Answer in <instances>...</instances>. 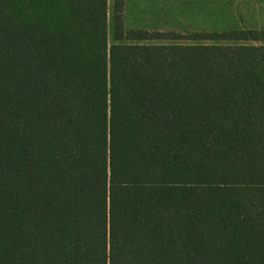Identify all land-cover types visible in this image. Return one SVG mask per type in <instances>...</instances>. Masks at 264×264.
I'll return each mask as SVG.
<instances>
[{
	"label": "trees",
	"instance_id": "1",
	"mask_svg": "<svg viewBox=\"0 0 264 264\" xmlns=\"http://www.w3.org/2000/svg\"><path fill=\"white\" fill-rule=\"evenodd\" d=\"M123 8L0 0V264H264V45Z\"/></svg>",
	"mask_w": 264,
	"mask_h": 264
},
{
	"label": "rangeland",
	"instance_id": "2",
	"mask_svg": "<svg viewBox=\"0 0 264 264\" xmlns=\"http://www.w3.org/2000/svg\"><path fill=\"white\" fill-rule=\"evenodd\" d=\"M125 27L177 34L152 44L264 45V41L192 40L193 34L264 30V0H128ZM113 0H107V39H113Z\"/></svg>",
	"mask_w": 264,
	"mask_h": 264
},
{
	"label": "crops",
	"instance_id": "3",
	"mask_svg": "<svg viewBox=\"0 0 264 264\" xmlns=\"http://www.w3.org/2000/svg\"><path fill=\"white\" fill-rule=\"evenodd\" d=\"M128 0H124V8H123V12H124V9H125V2H127ZM123 23H124V27L126 25V22L124 21V14H123ZM126 30H145V31H148L146 29H141V27H136V29H132V28H127L125 27ZM150 32V31H148ZM157 32V31H156ZM158 40H162V39H158ZM157 39L156 40H147V41H143V42H140V43H144V44H152L154 41H158Z\"/></svg>",
	"mask_w": 264,
	"mask_h": 264
}]
</instances>
